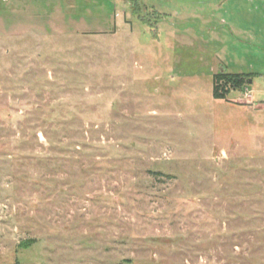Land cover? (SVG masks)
<instances>
[{
	"label": "rangeland",
	"instance_id": "1",
	"mask_svg": "<svg viewBox=\"0 0 264 264\" xmlns=\"http://www.w3.org/2000/svg\"><path fill=\"white\" fill-rule=\"evenodd\" d=\"M0 264H264V0H0Z\"/></svg>",
	"mask_w": 264,
	"mask_h": 264
},
{
	"label": "trees",
	"instance_id": "2",
	"mask_svg": "<svg viewBox=\"0 0 264 264\" xmlns=\"http://www.w3.org/2000/svg\"><path fill=\"white\" fill-rule=\"evenodd\" d=\"M250 73H230L222 71L213 75V96L215 99L230 100L232 90H242L247 87Z\"/></svg>",
	"mask_w": 264,
	"mask_h": 264
},
{
	"label": "water",
	"instance_id": "3",
	"mask_svg": "<svg viewBox=\"0 0 264 264\" xmlns=\"http://www.w3.org/2000/svg\"><path fill=\"white\" fill-rule=\"evenodd\" d=\"M252 82V80H249V83H251Z\"/></svg>",
	"mask_w": 264,
	"mask_h": 264
}]
</instances>
